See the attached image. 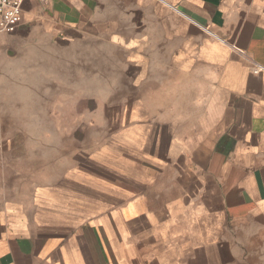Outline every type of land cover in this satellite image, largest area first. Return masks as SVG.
Listing matches in <instances>:
<instances>
[{"label":"crops","instance_id":"1","mask_svg":"<svg viewBox=\"0 0 264 264\" xmlns=\"http://www.w3.org/2000/svg\"><path fill=\"white\" fill-rule=\"evenodd\" d=\"M111 12L148 13L147 36ZM33 27L92 52V73H132L116 104L130 111L79 169L10 205L0 264H256L264 0H26L19 29Z\"/></svg>","mask_w":264,"mask_h":264},{"label":"rangeland","instance_id":"2","mask_svg":"<svg viewBox=\"0 0 264 264\" xmlns=\"http://www.w3.org/2000/svg\"><path fill=\"white\" fill-rule=\"evenodd\" d=\"M103 15L99 13L100 18ZM147 15L111 12L109 18L129 20L136 32L147 36ZM4 37L0 39V222L9 227L10 205L34 198L35 185L79 169L86 154L105 147L111 134L124 126L108 117L122 115L126 125L130 108L116 107L123 96L117 89L134 75L122 68L110 69L109 75L106 70L104 75L92 73L83 68L88 51L83 50V56L76 53V44L70 43L74 39L51 36L36 27L19 29L5 41ZM89 48L93 51L95 45ZM115 51L111 62L122 66ZM256 264H264V254Z\"/></svg>","mask_w":264,"mask_h":264},{"label":"built area","instance_id":"3","mask_svg":"<svg viewBox=\"0 0 264 264\" xmlns=\"http://www.w3.org/2000/svg\"><path fill=\"white\" fill-rule=\"evenodd\" d=\"M26 0H0V39L6 34L16 33L22 23L23 5ZM258 66L256 72H263Z\"/></svg>","mask_w":264,"mask_h":264}]
</instances>
